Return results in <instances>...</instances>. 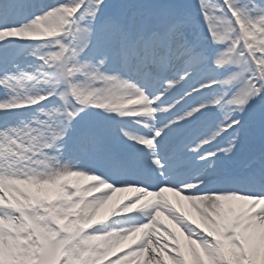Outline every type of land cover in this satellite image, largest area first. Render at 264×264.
I'll use <instances>...</instances> for the list:
<instances>
[{
    "label": "snow or ice",
    "instance_id": "snow-or-ice-1",
    "mask_svg": "<svg viewBox=\"0 0 264 264\" xmlns=\"http://www.w3.org/2000/svg\"><path fill=\"white\" fill-rule=\"evenodd\" d=\"M0 264H264V0H0Z\"/></svg>",
    "mask_w": 264,
    "mask_h": 264
},
{
    "label": "bare ground",
    "instance_id": "bare-ground-1",
    "mask_svg": "<svg viewBox=\"0 0 264 264\" xmlns=\"http://www.w3.org/2000/svg\"><path fill=\"white\" fill-rule=\"evenodd\" d=\"M117 196H119L118 192L115 193V194H113L112 199H115ZM177 199H178V198L174 197V196L170 193V200H172L173 203H176ZM182 202H184V204H185V211L188 212L190 215H192L193 218H196L197 221H198V217H196L195 212L191 209V207L188 205V203H187L186 201H182ZM106 205H107V204H106ZM106 205L104 206V208H108ZM110 211H111V209H107L106 215L109 214ZM160 220H161V222H162L161 232H163L164 228H168L169 230L173 231V232L176 234V236L179 238L180 243H181L182 245L185 246V250H186V247H187V241L184 239V236L181 235L180 230L177 229V228H176V227L170 222V219L167 218L165 215H162V216L160 217ZM198 222H199V221H198ZM137 235H139V234H137ZM132 239H134V238H130L129 240L124 241L123 244L121 245V248H122L123 250L126 251V250H127V247H128L129 245H132ZM185 241H186V243H185ZM133 246H134V245H133Z\"/></svg>",
    "mask_w": 264,
    "mask_h": 264
},
{
    "label": "rangeland",
    "instance_id": "rangeland-1",
    "mask_svg": "<svg viewBox=\"0 0 264 264\" xmlns=\"http://www.w3.org/2000/svg\"><path fill=\"white\" fill-rule=\"evenodd\" d=\"M166 195H167L168 198L170 199V193H168V194H166ZM180 203H181L183 206L185 205L184 202H182V201H181ZM100 214H102V211L100 212ZM185 243H186V241H185Z\"/></svg>",
    "mask_w": 264,
    "mask_h": 264
}]
</instances>
